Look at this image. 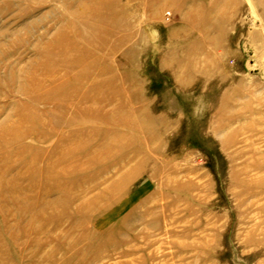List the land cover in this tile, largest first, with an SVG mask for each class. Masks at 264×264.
Masks as SVG:
<instances>
[{"label": "rangeland", "instance_id": "374dc122", "mask_svg": "<svg viewBox=\"0 0 264 264\" xmlns=\"http://www.w3.org/2000/svg\"><path fill=\"white\" fill-rule=\"evenodd\" d=\"M0 264H264V0H0Z\"/></svg>", "mask_w": 264, "mask_h": 264}]
</instances>
